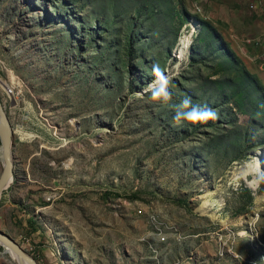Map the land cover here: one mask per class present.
Wrapping results in <instances>:
<instances>
[{
	"label": "rangeland",
	"instance_id": "rangeland-1",
	"mask_svg": "<svg viewBox=\"0 0 264 264\" xmlns=\"http://www.w3.org/2000/svg\"><path fill=\"white\" fill-rule=\"evenodd\" d=\"M263 65L264 0H0V231L36 264H264ZM185 96L218 119L175 121Z\"/></svg>",
	"mask_w": 264,
	"mask_h": 264
},
{
	"label": "clouds",
	"instance_id": "clouds-1",
	"mask_svg": "<svg viewBox=\"0 0 264 264\" xmlns=\"http://www.w3.org/2000/svg\"><path fill=\"white\" fill-rule=\"evenodd\" d=\"M152 72L154 80L150 82L145 91L150 92L153 101L168 102L171 99L169 91L170 79L161 69L159 64H153ZM174 120L189 121L192 123L207 122L209 120L218 119V114L215 110L207 107L193 104L191 97L185 96L184 99L176 106ZM255 180L257 183L264 182V172L259 170V165H256Z\"/></svg>",
	"mask_w": 264,
	"mask_h": 264
},
{
	"label": "water",
	"instance_id": "water-1",
	"mask_svg": "<svg viewBox=\"0 0 264 264\" xmlns=\"http://www.w3.org/2000/svg\"><path fill=\"white\" fill-rule=\"evenodd\" d=\"M0 128L4 134V149L0 157V196L2 192L12 183L13 163H12V143L13 130L8 121L4 107L0 101ZM0 243L8 249L15 257L25 264H36V261L14 241L9 235L0 231Z\"/></svg>",
	"mask_w": 264,
	"mask_h": 264
},
{
	"label": "bare ground",
	"instance_id": "bare-ground-1",
	"mask_svg": "<svg viewBox=\"0 0 264 264\" xmlns=\"http://www.w3.org/2000/svg\"><path fill=\"white\" fill-rule=\"evenodd\" d=\"M189 39H187L186 37L184 39H181L180 40V46L183 47V50L184 49H187V47L189 46ZM7 93V92H6ZM8 95H10L9 93H7ZM23 129V128H22ZM15 133H18L19 137L21 140H30L32 141L34 138V136L32 135H29V134H26V133H21L20 131L16 132L14 131ZM20 132V133H19ZM4 143H5V139H4V134H3V131L1 130L0 128V151H1V156H2V152H3V149H4ZM251 176V170L249 169V167L247 166H238L235 170H234V174L231 178V182L233 183H236V186H237V182L240 180V179H247V177ZM259 202V200H256ZM204 207L207 208V203H204L202 205V207L199 209L202 213H205V210H204ZM199 211V212H200ZM161 220V219H160ZM156 221V220H154ZM161 228V227H159ZM164 233V232H162ZM154 234V233H153ZM179 234V233H178ZM152 235V234H151ZM180 235V234H179ZM243 235V233L240 234V236ZM168 239V238H167ZM164 243V242H163ZM165 244V243H164ZM167 245V244H165ZM0 246H2L4 248V246L0 243ZM23 249V248H22ZM4 251L13 259L15 260L18 264H25L23 263L19 258L15 257L8 249L4 248Z\"/></svg>",
	"mask_w": 264,
	"mask_h": 264
},
{
	"label": "built area",
	"instance_id": "built-area-1",
	"mask_svg": "<svg viewBox=\"0 0 264 264\" xmlns=\"http://www.w3.org/2000/svg\"><path fill=\"white\" fill-rule=\"evenodd\" d=\"M264 67V65H263ZM136 215H137V212H135ZM153 220H156L158 222V227H161V232H164V239H163V242L165 244H167V234L168 233H171V235L173 237H180L179 234H178V231H176V229L172 228V227H168V225L165 223V220H160L159 218L158 219H153ZM149 234H153V232H149Z\"/></svg>",
	"mask_w": 264,
	"mask_h": 264
}]
</instances>
